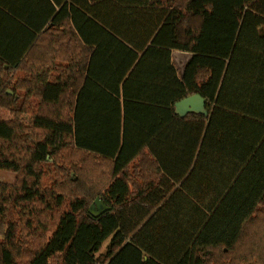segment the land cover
I'll return each instance as SVG.
<instances>
[{
    "label": "trees",
    "instance_id": "obj_1",
    "mask_svg": "<svg viewBox=\"0 0 264 264\" xmlns=\"http://www.w3.org/2000/svg\"><path fill=\"white\" fill-rule=\"evenodd\" d=\"M22 30L21 60L0 48V264H264V0H0V40ZM194 93L206 114L176 113Z\"/></svg>",
    "mask_w": 264,
    "mask_h": 264
},
{
    "label": "crops",
    "instance_id": "obj_2",
    "mask_svg": "<svg viewBox=\"0 0 264 264\" xmlns=\"http://www.w3.org/2000/svg\"><path fill=\"white\" fill-rule=\"evenodd\" d=\"M12 31V30H10ZM22 35L23 37H20V35L15 36L14 34L11 36H6L5 34H3L2 39L0 40L1 44H0V48H4L6 46V44H8V49L6 51V55H8L10 58L14 59V58H20L19 60H21L24 56H25V50L27 49V45L28 42L26 41V39L28 38L27 36V32L25 30H22ZM48 37V36H47ZM48 38L42 39L43 40V44L44 41H46ZM27 42V43H26ZM26 44V46H25ZM25 46L26 49H24L21 53H19L22 48ZM11 52V53H10ZM42 49L40 48H35V50L33 52H28L27 54H34V60H43L44 59V54L41 53ZM10 53V54H9ZM25 53V54H24ZM107 55H105V58L107 59ZM140 55V54H139ZM104 56V55H103ZM141 56V55H140ZM115 62H121V61H108L107 63L113 67H116V63ZM145 62L147 65H153V63H149L147 61H143ZM142 74H145L148 72V68H142ZM144 79H140V81H142ZM146 82H145V90L148 92L149 90H152L153 88V84H154V78H148L146 77Z\"/></svg>",
    "mask_w": 264,
    "mask_h": 264
},
{
    "label": "rangeland",
    "instance_id": "obj_3",
    "mask_svg": "<svg viewBox=\"0 0 264 264\" xmlns=\"http://www.w3.org/2000/svg\"><path fill=\"white\" fill-rule=\"evenodd\" d=\"M192 21L195 22V24H197V21H195V20H192ZM172 54H173V57H174L173 61L176 62V64L178 65V70H180V73H181V71L183 69V66H184V64L186 62V59H188V57H189V54H186L185 52H179V51H174V52H172ZM28 118H29L28 116L24 115L22 119H23V121L25 123H27L28 120H29ZM71 152H73V148H71L70 150H68L66 152H63L62 155H61L62 156L61 157V161L65 160L67 163L78 162L79 158L71 156L70 155ZM52 162L53 161L51 160L47 164L43 165L44 176H43L42 179L46 183L51 182L52 178H53V171L51 170L53 168V166L50 164ZM14 179H15V173H13L11 171H5V170H1L0 169V180L6 181V182H13ZM104 250H105V242L103 244H101L100 252L104 251Z\"/></svg>",
    "mask_w": 264,
    "mask_h": 264
},
{
    "label": "water",
    "instance_id": "obj_4",
    "mask_svg": "<svg viewBox=\"0 0 264 264\" xmlns=\"http://www.w3.org/2000/svg\"><path fill=\"white\" fill-rule=\"evenodd\" d=\"M205 103V99H203L199 93H194L176 101L174 104L175 112L182 116L189 112L206 114ZM105 209H107L106 205H104L99 198H96L89 206V211L94 215L103 212Z\"/></svg>",
    "mask_w": 264,
    "mask_h": 264
}]
</instances>
